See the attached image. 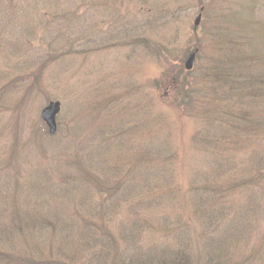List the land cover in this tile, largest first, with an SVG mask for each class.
Instances as JSON below:
<instances>
[{"label": "rangeland", "instance_id": "1", "mask_svg": "<svg viewBox=\"0 0 264 264\" xmlns=\"http://www.w3.org/2000/svg\"><path fill=\"white\" fill-rule=\"evenodd\" d=\"M0 5V264H264V0Z\"/></svg>", "mask_w": 264, "mask_h": 264}, {"label": "water", "instance_id": "2", "mask_svg": "<svg viewBox=\"0 0 264 264\" xmlns=\"http://www.w3.org/2000/svg\"><path fill=\"white\" fill-rule=\"evenodd\" d=\"M200 21L198 17L195 22L194 26H197ZM194 62V55L189 56L186 63L184 64V69L186 71L191 70L192 65ZM60 112V103L59 102H50L48 105L41 111L40 117L44 124L47 127L48 133L50 135H54L56 133V117Z\"/></svg>", "mask_w": 264, "mask_h": 264}, {"label": "flooded vegetation", "instance_id": "3", "mask_svg": "<svg viewBox=\"0 0 264 264\" xmlns=\"http://www.w3.org/2000/svg\"><path fill=\"white\" fill-rule=\"evenodd\" d=\"M0 6H1V5H0ZM1 7H2V6H1ZM1 7H0V8H1Z\"/></svg>", "mask_w": 264, "mask_h": 264}]
</instances>
